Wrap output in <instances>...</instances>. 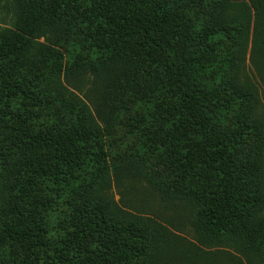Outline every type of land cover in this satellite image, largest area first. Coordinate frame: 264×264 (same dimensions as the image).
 I'll use <instances>...</instances> for the list:
<instances>
[{
	"label": "trees",
	"instance_id": "16d2710c",
	"mask_svg": "<svg viewBox=\"0 0 264 264\" xmlns=\"http://www.w3.org/2000/svg\"><path fill=\"white\" fill-rule=\"evenodd\" d=\"M0 13V264H264V0Z\"/></svg>",
	"mask_w": 264,
	"mask_h": 264
},
{
	"label": "rangeland",
	"instance_id": "374dc122",
	"mask_svg": "<svg viewBox=\"0 0 264 264\" xmlns=\"http://www.w3.org/2000/svg\"><path fill=\"white\" fill-rule=\"evenodd\" d=\"M7 24V19H4L2 14L0 13V27H5L7 26ZM164 227H166L174 235L184 240L185 244L190 243L187 245L191 250L196 246L198 250L204 251L201 245L197 244L193 239L192 231L187 225H185L184 221L180 224H175L174 227H171L169 225H164ZM207 251H209L210 253L208 256L211 258V261L216 264H236L237 262L239 263V261L244 263V260L240 254L233 252L232 250H229L227 248H212ZM181 257L182 256H179V258H174L172 264H187V262L190 261V259H188L187 257L185 259Z\"/></svg>",
	"mask_w": 264,
	"mask_h": 264
}]
</instances>
